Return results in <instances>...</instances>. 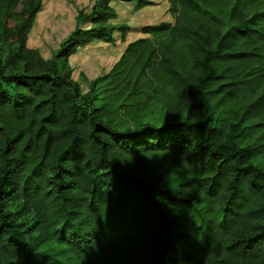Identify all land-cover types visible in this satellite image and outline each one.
I'll list each match as a JSON object with an SVG mask.
<instances>
[{
    "label": "trees",
    "instance_id": "1",
    "mask_svg": "<svg viewBox=\"0 0 264 264\" xmlns=\"http://www.w3.org/2000/svg\"><path fill=\"white\" fill-rule=\"evenodd\" d=\"M42 1L0 0L26 65L0 64V264H264L263 0H167L176 23L145 27L118 65L148 102L173 89L146 121L136 88L109 110L58 69L112 40L110 0L50 62L26 48ZM224 92L255 98L230 132L198 119Z\"/></svg>",
    "mask_w": 264,
    "mask_h": 264
},
{
    "label": "rangeland",
    "instance_id": "2",
    "mask_svg": "<svg viewBox=\"0 0 264 264\" xmlns=\"http://www.w3.org/2000/svg\"><path fill=\"white\" fill-rule=\"evenodd\" d=\"M101 0H43L42 7L34 19L33 25L26 38V48L35 50L44 61H52L60 52L64 43L77 31L89 30L93 22L89 16L93 14ZM139 0H110L109 6L116 13V18L109 24L118 28L114 31L111 41L97 40L87 42L79 46L68 56L58 59V69L79 85L84 95L93 98L95 104L105 105L109 110L117 108L136 88L138 102L141 103V118L143 120H155L163 117L167 100L171 99V87H167L165 93L157 96V88L153 97L148 102L143 92L146 89L143 82L137 83L140 72H127L124 65L118 66L127 48L141 39H152L144 32L145 27L158 26L162 23L174 25L177 15L172 12L167 0H150L151 4L137 8ZM264 9V0L258 10ZM5 13H2V18ZM0 32V64L9 69L26 66L24 61L17 56L19 47L17 41L3 38ZM160 88V87H159ZM264 92V84L259 94ZM168 96V98H167ZM255 98L247 99L236 97L231 93H221L200 112L198 119L208 120L217 125L226 126L230 132L239 122L243 123V116L247 108ZM121 113V118L122 117ZM130 125H133L130 122ZM256 137H251L250 141ZM184 159L163 157L162 165L181 167Z\"/></svg>",
    "mask_w": 264,
    "mask_h": 264
}]
</instances>
